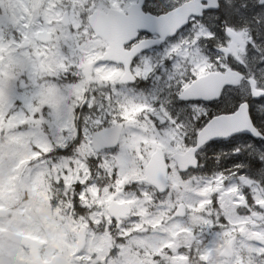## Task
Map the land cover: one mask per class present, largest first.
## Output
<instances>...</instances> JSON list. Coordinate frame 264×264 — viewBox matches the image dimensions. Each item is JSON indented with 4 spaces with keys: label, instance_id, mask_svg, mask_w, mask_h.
<instances>
[{
    "label": "snow or ice",
    "instance_id": "1",
    "mask_svg": "<svg viewBox=\"0 0 264 264\" xmlns=\"http://www.w3.org/2000/svg\"><path fill=\"white\" fill-rule=\"evenodd\" d=\"M188 3L189 0H88L82 11L70 5L73 16L79 11L81 22L68 25L64 46L54 62L48 63H44L48 41L40 40L43 27L30 24L27 12L14 13L12 17L0 15V37H4L6 25L14 29L6 38L11 41L9 48L16 50L15 63L19 69L5 70L0 39V114L10 121L22 113L24 118L14 131L24 133L40 122L43 135L47 136V146L32 144L34 155L27 162L44 161L49 168L66 163L57 183L67 187V177L81 162L85 128H90L108 152L115 154L118 145L106 143L115 135L114 125L125 121L136 124L148 118L158 131L176 129L183 135L185 146L196 149L194 162L188 169H182V174L189 170L208 171L202 158L210 156L214 167L208 174L217 176V180L228 175L237 181L247 177L264 188V2L215 0L213 4L212 0H200L201 10L187 12V19L178 24ZM55 11L61 15L59 9ZM46 22L54 24L56 20ZM234 27H243L252 36L245 50L246 62L224 51ZM28 29L40 40L43 54L39 46L24 43L29 40ZM200 30L206 34L196 43L209 63L219 69L217 75L243 77L241 83L247 85L246 92L244 89L236 92L240 85L232 80H225L218 90L204 82L207 66L198 62L189 63L186 69L180 67L183 58L178 52H183V40L196 39ZM218 41L223 48L217 47ZM29 47L33 50H27ZM5 81L10 92L6 112ZM84 83L88 86L82 87ZM190 87L191 94H185ZM141 94L154 99L147 102ZM57 95L65 101L63 111L53 100ZM241 109L246 110L251 127L233 130L229 118ZM65 117L71 118L74 137L69 138ZM185 126L191 127L190 133ZM53 129L54 136L49 134ZM206 131L214 134L200 145L201 134ZM171 143L175 144V140ZM221 157L225 161L223 167H219ZM105 161L106 157L98 154L89 157L88 171H104ZM117 174L114 169L113 176ZM223 184L229 194L238 193L235 197L238 209L243 200L247 215H252L253 208L264 213V197L257 200L251 185H245L241 193L230 181L223 180ZM91 185L90 180L75 181L74 207L81 213L86 211L82 203L86 199L85 188ZM214 197L219 207V193ZM111 219L114 227L118 221L115 217ZM227 223H231L228 217H221V224H214L213 228ZM257 244L264 246V240ZM173 247L171 242L162 245L154 259L164 251L171 255ZM176 258L188 260L189 256L181 254Z\"/></svg>",
    "mask_w": 264,
    "mask_h": 264
},
{
    "label": "rangeland",
    "instance_id": "2",
    "mask_svg": "<svg viewBox=\"0 0 264 264\" xmlns=\"http://www.w3.org/2000/svg\"><path fill=\"white\" fill-rule=\"evenodd\" d=\"M87 1L84 0L82 4L75 3L71 7L82 11ZM64 5L66 0H0V15L12 17L10 12L14 8L15 14L27 12L32 25L53 28L56 31L55 38L48 45L49 51L44 61L48 63L54 62L55 55L64 46L68 27L58 22L48 24L46 21L54 20L55 10L59 9L60 12ZM79 11L76 12L73 20L71 19V24L81 22L78 19ZM9 28L10 25L5 26L4 37L0 39H3L4 68L11 72L12 68L19 69L15 63L16 50L9 48L11 41L6 38L9 37ZM28 34L31 35L29 38H33L32 33ZM205 34L204 30H200L196 34V39L183 40L181 45L183 52H178V55L183 58L180 67L186 69L191 62L207 66V71L214 67L196 43L198 38ZM39 50L44 52L43 48ZM5 84L4 112L7 111V101L10 98V92L7 90L8 81H5ZM82 87H86L85 83ZM141 95L143 97V94ZM143 99L150 102L154 97H143ZM53 100L57 103L58 109L63 111L65 101L59 95L53 97ZM23 118V114L20 113L17 118L5 121L0 114V126L5 128L4 139L0 143V184L3 178L11 177L9 181L15 178L17 190L18 179L23 176L31 194L30 213L26 211L25 215L27 216L28 213L32 232L42 239L46 255L54 251L63 252L68 248L72 251L76 231L80 225L85 224L88 227V243L84 253L79 257L78 264L154 263L151 259L148 261L146 259L156 255L162 245L169 242L174 245L172 254L164 251L159 256L160 260L165 262L164 264H169L170 260L171 264H259L248 260V256L256 254L254 239L264 232V214L260 213L258 217H255V213L259 212L253 208L252 215H247L243 200L240 201L241 207L238 209L235 202L238 193L229 194L223 180L230 181L231 186L239 188L241 193L245 185H251L257 200L264 196V190L250 181L239 183L236 179L224 176L222 180H217V176L206 179L191 174L183 178L171 159L168 161L170 189L164 197L156 196L146 184L138 185L136 189H124L120 193L118 200L127 202L132 212L116 231V236L123 239L114 243L107 211L112 195L116 190L131 184L135 178L144 175L147 157L156 146L163 147L168 156L175 151L185 150L183 135L178 134L176 129L158 131L153 121L148 118L139 120L136 124L125 121L118 151L115 154L108 151L98 154L102 158L106 157L102 165L104 171L89 172V157L97 153L91 146L92 131L90 128H85L86 139L80 149L81 162L67 177L68 186L66 187L57 183L63 176L61 168L67 167L66 163L49 168L48 163L44 161L33 164L27 162L34 155L32 144L44 143L47 146V136L43 135L44 130L40 122H35L32 130L24 133L14 131L16 124ZM113 119L116 120V117ZM65 125L69 128V138L74 137L75 129L71 125L70 117H65ZM185 127L187 132L188 128ZM49 134L56 135V130L53 129ZM172 140H175V144L171 143ZM114 169L118 170L116 176H113ZM81 172L83 176L80 175ZM77 179L92 182L91 187L85 188L86 199L82 203L86 206V211L83 213L74 207L73 200L77 195L74 185ZM52 186L55 188L53 192ZM217 192L219 207L215 205L214 194ZM55 194L58 196L55 197ZM52 197H55V202H52ZM179 202H185L187 205L184 218H178L175 215V208ZM225 216L231 223L213 228L214 224L220 225L221 217ZM96 221L99 223H93ZM253 223L258 224L260 230L252 229ZM231 237L236 239V256L234 260L226 261L219 254ZM113 248H115L114 254H112ZM184 249H187L186 253ZM181 254L189 256V259H177L176 257ZM202 257H207V260H202Z\"/></svg>",
    "mask_w": 264,
    "mask_h": 264
},
{
    "label": "flooded vegetation",
    "instance_id": "3",
    "mask_svg": "<svg viewBox=\"0 0 264 264\" xmlns=\"http://www.w3.org/2000/svg\"><path fill=\"white\" fill-rule=\"evenodd\" d=\"M84 0H66V5L61 8L60 13L58 17L55 18V20H59L61 16H63L65 13L69 14V18H74L72 11L69 10L70 5H74L75 3H83ZM88 2V1H87ZM86 2V3H87ZM261 2H264L261 0ZM15 13L13 10L12 16ZM28 22L30 23V18L28 17ZM199 27V26H198ZM14 29L10 30L9 37L11 35V32ZM234 31V34H237L234 38L228 43L227 49H224L225 53H232L236 55L239 59L242 56V59L244 62H246V47L250 40H252V36L249 34V32L243 28V27H234L232 29ZM28 33H31V29L27 30ZM53 35L56 33V31H52ZM30 36V35H29ZM36 45L41 47L42 45L40 43L36 42ZM217 47L223 48V45L217 42ZM259 47V45H258ZM23 177V176H21ZM11 177L5 178L2 180V183L0 184V264H32L31 262V246L29 244H25L22 242H16L9 238V236L5 233V231H11L15 233H19L24 236L33 237L40 240V254L42 255V258L46 261H49L51 257L56 254H50L46 255L44 251V244L42 243V239L32 232L31 229V223L28 217L25 215L26 211L30 213V203H31V194L29 192V189L25 183V186L27 187V192L24 193L22 189L18 186V189L16 190V184H15V178L10 180ZM264 197V196H263ZM23 208V212H21V209ZM259 213H255V217H258ZM257 229H260L258 225H255ZM88 233V228H87ZM259 236H264V232L261 233ZM77 242V239L74 240ZM43 244V245H42ZM256 254H252L248 256V260L256 261L259 264H264V255H260V252H264V246H258V244L254 245ZM64 255L67 258H70L73 253H70V248L67 250H63ZM186 253V251L184 252ZM219 256L224 259V257L219 254ZM79 256H75L73 258V264H78ZM235 258V257H234ZM226 260V261H232L234 260ZM225 260V259H224ZM171 263V261H170Z\"/></svg>",
    "mask_w": 264,
    "mask_h": 264
},
{
    "label": "water",
    "instance_id": "4",
    "mask_svg": "<svg viewBox=\"0 0 264 264\" xmlns=\"http://www.w3.org/2000/svg\"><path fill=\"white\" fill-rule=\"evenodd\" d=\"M180 19L181 21H183L184 17ZM42 36L46 37L43 34ZM241 78L242 77L239 75L229 74L227 77H225V76L217 75V73H213L211 75L204 76L202 79L204 82H208L212 84L218 90L225 80H232V81H235L236 83H239ZM185 94H191V87L187 89ZM229 119L231 120L233 124V130L251 127L250 123H248L247 121V113L245 109H241V111L236 116L231 117ZM114 129H115V135L106 142L108 144H118L119 142L122 125H116ZM210 134H214V133H211L210 131H206L205 133L201 134L200 145L204 144V142L209 138ZM93 146H94V149L97 151L104 148V145L100 143L96 137H93ZM195 152H196V149L190 148L184 154L176 153L173 155V157L178 161V166L180 170L189 168V165L194 162ZM167 172H168V167L165 162V155L163 153V150L158 147L155 153L152 155L151 160L149 161L147 165V176L143 180L153 184L161 192H163L168 187ZM129 212L130 210L127 204L118 203L115 200H113L110 206V213L112 217H115L119 221L121 217H125ZM177 213L179 215L185 214L184 204H181L179 206ZM84 241H85V237H81L79 245L82 246ZM225 254L226 255L232 254L231 245L228 246V248L225 251ZM32 255H33L34 264H43V262H41L37 258L35 251L32 252ZM54 263H56V261Z\"/></svg>",
    "mask_w": 264,
    "mask_h": 264
},
{
    "label": "trees",
    "instance_id": "5",
    "mask_svg": "<svg viewBox=\"0 0 264 264\" xmlns=\"http://www.w3.org/2000/svg\"><path fill=\"white\" fill-rule=\"evenodd\" d=\"M202 162H203L204 164L208 165V171H203V170L199 169V170L196 171V172H197L198 174H200V175H204V176H206V177L213 176V175H209V174H208V172L211 171V170L213 169V167H214V165H213V163H212V159H211V157H210V156H205V157H203V158H202ZM224 162H225V161H224L223 157H221L220 162H219V167H223ZM217 174H219V173H217ZM229 176H231V175H229Z\"/></svg>",
    "mask_w": 264,
    "mask_h": 264
}]
</instances>
